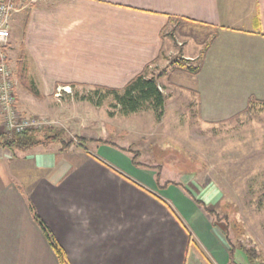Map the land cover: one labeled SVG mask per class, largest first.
Returning a JSON list of instances; mask_svg holds the SVG:
<instances>
[{"label":"crops","instance_id":"obj_1","mask_svg":"<svg viewBox=\"0 0 264 264\" xmlns=\"http://www.w3.org/2000/svg\"><path fill=\"white\" fill-rule=\"evenodd\" d=\"M15 3L7 54L22 114L56 118V87L121 89L168 52L172 20L216 34L197 75L176 70L168 79L196 96L201 120L224 121L250 98L264 101V0ZM96 146H0V264H59L28 202L69 264H258L237 248L230 258L206 210L219 201L216 187L189 178L161 189L153 169Z\"/></svg>","mask_w":264,"mask_h":264},{"label":"rangeland","instance_id":"obj_2","mask_svg":"<svg viewBox=\"0 0 264 264\" xmlns=\"http://www.w3.org/2000/svg\"><path fill=\"white\" fill-rule=\"evenodd\" d=\"M212 35V29L179 20H172L166 29L169 50L146 72L147 77L157 76L164 95L160 119L151 109L124 115L111 94L83 86L56 87L55 119L22 114L16 102L15 109L20 115L44 121L37 130H61L62 137L75 146L83 137L93 140L86 142L92 151H96V145H106L96 140L141 150L138 162L160 165L162 181L184 183L190 178L202 187H216L220 196L213 209L222 221L211 216L213 222L223 232V222H227L231 243L252 246L259 254L252 262L264 264V105L251 103L234 117L206 123L198 116L196 96L168 80L174 71L181 70L177 66L198 65V56ZM192 53L195 58H184ZM174 82L180 81L175 77ZM58 88L66 91L57 92Z\"/></svg>","mask_w":264,"mask_h":264},{"label":"trees","instance_id":"obj_3","mask_svg":"<svg viewBox=\"0 0 264 264\" xmlns=\"http://www.w3.org/2000/svg\"><path fill=\"white\" fill-rule=\"evenodd\" d=\"M215 38H216V34H213L209 42L201 50L198 56L199 63L197 66L192 67L188 65L187 66L180 65V66H177L176 68L181 69L190 75H197L202 67L206 53ZM153 62H155V60L152 61V63ZM148 68H149V65H146L140 73H138L133 78H131L121 89H108V88L102 89L105 92L113 96L115 105L120 107V111L122 114L128 115V114L136 113L139 111L151 109V111H153L156 114L157 119L161 118L162 113H163L164 95L159 89V86L157 83V76L156 77L146 76V72ZM99 89L100 88H96V90H99ZM255 102L260 103L261 105H264V101H258L255 98H250L247 107H249L251 103H255ZM77 141H78L77 146H80L86 149V142L93 141V140H86L83 137H79ZM94 142H97L99 144H106L108 146L114 147L118 149L119 151L129 155L131 163L135 167H145V168L155 170L154 180L159 188L161 189L165 188L170 184L177 185V183L173 181H165L162 185H160L159 183L160 165L149 166V165L141 164L140 162H138V160L140 159L139 151L131 150L125 147H119L113 143H109L105 141L96 140ZM54 143H58L60 145L59 149L62 152L67 151L72 145H74L72 140L66 141L62 137V131L58 129H53V128H45L41 130L28 129L20 134H12V135H8L0 130V146L11 149V150L27 151V150H31L36 147H47ZM196 202L200 203L199 201H196ZM28 205H29V210L31 213L32 220L38 226V228L42 231L49 246L55 253L59 264H69L64 255L62 248L57 243L55 238L52 236L47 225L37 215L34 207L32 206L30 202H28ZM206 210L211 216H214L217 219V221L218 220L222 221L220 220V218L218 217V214L215 212L214 209H206ZM222 218L223 220L226 219L225 216ZM223 226H224V237L229 245L228 254L230 258L232 257L233 251L237 248L244 253L248 261L250 262L257 261L259 258V254L257 253V251L252 246H248L241 242L236 245L232 244L228 237L227 222L225 223L223 222Z\"/></svg>","mask_w":264,"mask_h":264},{"label":"built area","instance_id":"obj_4","mask_svg":"<svg viewBox=\"0 0 264 264\" xmlns=\"http://www.w3.org/2000/svg\"><path fill=\"white\" fill-rule=\"evenodd\" d=\"M16 8L15 0H0V115L3 132L8 135L37 129L44 123L36 118L20 115L15 109V84L8 62L7 46L10 17ZM60 91H66V88H58L57 92Z\"/></svg>","mask_w":264,"mask_h":264}]
</instances>
